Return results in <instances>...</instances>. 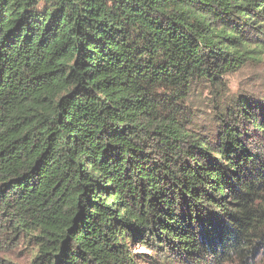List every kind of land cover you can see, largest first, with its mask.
I'll list each match as a JSON object with an SVG mask.
<instances>
[{
	"label": "trees",
	"instance_id": "obj_1",
	"mask_svg": "<svg viewBox=\"0 0 264 264\" xmlns=\"http://www.w3.org/2000/svg\"><path fill=\"white\" fill-rule=\"evenodd\" d=\"M263 50L264 0H0V245L264 264V96L191 101Z\"/></svg>",
	"mask_w": 264,
	"mask_h": 264
},
{
	"label": "rangeland",
	"instance_id": "obj_2",
	"mask_svg": "<svg viewBox=\"0 0 264 264\" xmlns=\"http://www.w3.org/2000/svg\"><path fill=\"white\" fill-rule=\"evenodd\" d=\"M223 81L225 91L223 92V98H220L221 101H219V98L214 94L216 90L215 87L210 85H208V89L203 91L200 90L191 97L194 108L198 109L196 112H198L199 122L210 120L213 118L219 106L234 101L240 95H254L257 98H262L264 96V50L260 60L252 61L239 71L226 75ZM210 124L211 123H208L207 126H210ZM23 247L24 248L10 250L6 244L0 245V264H28V255H30L31 251L29 247L25 245ZM134 250L137 252H144V249L140 246H135ZM148 253L151 252L149 251ZM1 259L5 260L1 261Z\"/></svg>",
	"mask_w": 264,
	"mask_h": 264
}]
</instances>
